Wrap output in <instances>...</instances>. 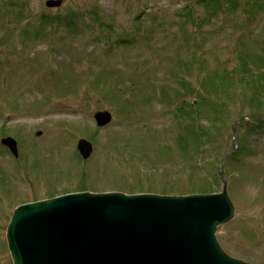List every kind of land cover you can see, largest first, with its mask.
<instances>
[{
  "label": "rangeland",
  "instance_id": "1",
  "mask_svg": "<svg viewBox=\"0 0 264 264\" xmlns=\"http://www.w3.org/2000/svg\"><path fill=\"white\" fill-rule=\"evenodd\" d=\"M44 2L0 0V138L13 137L18 152L0 143V264H12L5 231L22 202L86 190L194 194L190 186L211 183L215 190L205 193H215L218 167L235 147L230 130L238 116L218 140L225 144L220 161L203 158L189 175L168 105L180 73L193 79L217 55L234 57L225 34L230 15L204 23L195 0ZM45 17L54 22L35 23ZM243 19L252 39L264 34V16ZM217 26L224 30L212 36ZM104 109L112 120L99 127L92 115ZM239 124L238 150L223 167L234 213L215 237L228 255L264 264V133L255 139ZM79 138L94 148L85 160L75 149Z\"/></svg>",
  "mask_w": 264,
  "mask_h": 264
},
{
  "label": "water",
  "instance_id": "2",
  "mask_svg": "<svg viewBox=\"0 0 264 264\" xmlns=\"http://www.w3.org/2000/svg\"><path fill=\"white\" fill-rule=\"evenodd\" d=\"M63 1L45 0L44 5L56 8ZM92 116L99 127L112 120L106 109ZM244 119L255 125L264 116L235 119V147L217 170L221 191L160 195L86 190L22 202L12 210L5 231L12 264H249L228 255L215 237L217 225L234 213L223 167L238 150L235 130ZM0 142L18 156L13 137L3 136ZM75 149L85 160L94 148L79 138Z\"/></svg>",
  "mask_w": 264,
  "mask_h": 264
},
{
  "label": "trees",
  "instance_id": "3",
  "mask_svg": "<svg viewBox=\"0 0 264 264\" xmlns=\"http://www.w3.org/2000/svg\"><path fill=\"white\" fill-rule=\"evenodd\" d=\"M195 3L203 8L204 23H211L213 20L217 23L219 15H230L227 22L231 25L227 28L230 31L226 30L225 34L229 41L228 45H232L234 57L221 59L217 55L213 66L208 70L199 66L193 79H188L184 73H180L176 78L178 84L173 92L176 100L168 99L171 100L168 105L169 112L172 113L171 121L177 126L179 133L177 150L187 155L183 156V164L187 167L189 175L195 174V170H201L202 166L199 165L203 158L214 160L213 164L207 163L209 165L220 161L225 144H218L220 143L218 140L228 129L231 121H234L233 117L243 115L245 109L254 119L264 115V34L260 33L262 36L252 39V25L245 24L244 19L241 23H244L245 27H239L241 23H238L242 15L249 23L255 17L261 22L264 16V0H195ZM185 8L186 15L194 22L196 16L192 8ZM39 21L35 20V23H39L40 27L54 22L46 17ZM202 21H198L197 24ZM262 25L260 24V27ZM81 26L83 28V25ZM223 30L217 26L211 32L212 36H219V32L222 33ZM78 32L82 30L79 29ZM163 89L165 91L166 86ZM239 127L245 130L246 135L255 139L264 133V122L254 125L244 120L240 122ZM239 152L241 153L240 150ZM235 156L236 154L228 160ZM213 175L215 178L216 175ZM195 186H190L189 192L205 193L215 190L213 183L204 187ZM161 190L171 193L167 188Z\"/></svg>",
  "mask_w": 264,
  "mask_h": 264
},
{
  "label": "bare ground",
  "instance_id": "4",
  "mask_svg": "<svg viewBox=\"0 0 264 264\" xmlns=\"http://www.w3.org/2000/svg\"><path fill=\"white\" fill-rule=\"evenodd\" d=\"M244 114H247V113H244ZM244 114H243V115H244ZM243 115H240V116H243ZM240 116H238V117H240ZM263 116H264V115H263ZM263 116H261V117H263ZM238 117H237V118H238ZM261 117H260V118H261ZM237 118H236V119H237ZM260 118H259V119H260ZM244 120H245V119H244ZM244 120H242V121H244ZM240 122H241V121H240ZM240 122H239V123H240ZM263 122H264V121H263ZM263 122H261V123H263ZM239 123H238V124H239ZM232 125H233V124H232ZM231 128H232V126H231ZM236 129H237V128H236ZM230 131H231V130H230ZM235 131H236V130H235ZM236 132H237V131H236ZM231 133L233 134V131H231ZM0 143H1V142H0ZM1 145H2V144H1ZM2 146H3V145H2Z\"/></svg>",
  "mask_w": 264,
  "mask_h": 264
},
{
  "label": "flooded vegetation",
  "instance_id": "5",
  "mask_svg": "<svg viewBox=\"0 0 264 264\" xmlns=\"http://www.w3.org/2000/svg\"><path fill=\"white\" fill-rule=\"evenodd\" d=\"M15 157V156H14ZM17 157V156H16Z\"/></svg>",
  "mask_w": 264,
  "mask_h": 264
}]
</instances>
